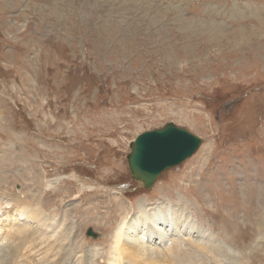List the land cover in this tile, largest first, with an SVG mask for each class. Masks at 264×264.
Listing matches in <instances>:
<instances>
[{
	"label": "rangeland",
	"instance_id": "1",
	"mask_svg": "<svg viewBox=\"0 0 264 264\" xmlns=\"http://www.w3.org/2000/svg\"><path fill=\"white\" fill-rule=\"evenodd\" d=\"M167 123L200 143L143 189L126 156ZM0 191L75 209L95 264L140 199L264 264V0H0Z\"/></svg>",
	"mask_w": 264,
	"mask_h": 264
},
{
	"label": "bare ground",
	"instance_id": "2",
	"mask_svg": "<svg viewBox=\"0 0 264 264\" xmlns=\"http://www.w3.org/2000/svg\"><path fill=\"white\" fill-rule=\"evenodd\" d=\"M133 179L138 182L135 175ZM49 187L50 182H45L38 185L37 190L41 189L39 193H42ZM31 192L22 198L0 191V264H95L99 251L85 249L82 241H75L78 239L76 233L80 231L74 222L75 209H64L60 217L55 213L46 214L40 204L41 199ZM156 204L160 205L149 206L144 199H140L134 213L122 216L113 234L105 264L162 261L209 264L210 258L204 260L201 257V249L209 257L222 255L221 242L215 243L202 230L196 232L195 220L192 222L186 211L181 209L172 213L167 203ZM195 233L198 239L204 241L205 247L187 245L184 238L191 239Z\"/></svg>",
	"mask_w": 264,
	"mask_h": 264
},
{
	"label": "water",
	"instance_id": "3",
	"mask_svg": "<svg viewBox=\"0 0 264 264\" xmlns=\"http://www.w3.org/2000/svg\"><path fill=\"white\" fill-rule=\"evenodd\" d=\"M200 141L186 130L171 123L139 134L132 142L126 156L131 179L133 175L142 188H151L156 178L194 154ZM88 237L96 238L87 231Z\"/></svg>",
	"mask_w": 264,
	"mask_h": 264
}]
</instances>
